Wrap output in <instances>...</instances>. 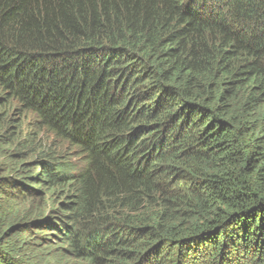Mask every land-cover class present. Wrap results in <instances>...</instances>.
<instances>
[{
	"label": "trees",
	"instance_id": "obj_1",
	"mask_svg": "<svg viewBox=\"0 0 264 264\" xmlns=\"http://www.w3.org/2000/svg\"><path fill=\"white\" fill-rule=\"evenodd\" d=\"M0 264H264V0H0Z\"/></svg>",
	"mask_w": 264,
	"mask_h": 264
},
{
	"label": "rangeland",
	"instance_id": "obj_2",
	"mask_svg": "<svg viewBox=\"0 0 264 264\" xmlns=\"http://www.w3.org/2000/svg\"><path fill=\"white\" fill-rule=\"evenodd\" d=\"M55 144H57V142H55ZM57 147V149H59L60 150V148H64V146H56Z\"/></svg>",
	"mask_w": 264,
	"mask_h": 264
}]
</instances>
